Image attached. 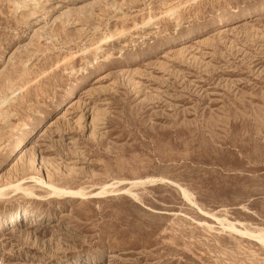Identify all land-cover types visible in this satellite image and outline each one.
I'll return each mask as SVG.
<instances>
[{
  "label": "rangeland",
  "instance_id": "374dc122",
  "mask_svg": "<svg viewBox=\"0 0 264 264\" xmlns=\"http://www.w3.org/2000/svg\"><path fill=\"white\" fill-rule=\"evenodd\" d=\"M263 10L0 0V264H264Z\"/></svg>",
  "mask_w": 264,
  "mask_h": 264
},
{
  "label": "bare ground",
  "instance_id": "6f19581e",
  "mask_svg": "<svg viewBox=\"0 0 264 264\" xmlns=\"http://www.w3.org/2000/svg\"><path fill=\"white\" fill-rule=\"evenodd\" d=\"M264 11V10H263ZM104 41V40H103ZM102 41V42H103ZM82 83H80V84H75V86L73 87V88H71L68 92H67V94L64 96V97H62V98H60V99H57V100H54L53 102H52V105L51 106H48L46 109H45V111H42V112H39V114H38V119L36 120V121H38V120H41V119H45V114L46 113H48V112H51L52 111V109L53 108H55L56 107V105L58 104V102H61V101H65V99L69 96V95H71V93L73 92V90L74 89H76V88H78V86L79 85H81ZM36 123V122H35ZM38 123V122H37ZM35 125V124H34ZM155 181H157V180H150V182H154L155 183ZM162 181V180H161ZM141 182V181H140ZM140 182H138V183H140ZM38 184V183H37ZM135 185L137 184V183H134ZM46 185H48V184H46ZM50 187V188H49ZM110 187H112V185H105V186H103L101 189H100V191L97 193L98 195H104V194H108V193H110L109 192V188ZM13 188L15 189V190H17V191H19V190H22L21 189V187H20V185H15V186H13ZM48 188H49V190L51 189L52 190V192H53V194H52V196L53 195H56V196H65V197H69V196H80V197H85V193L82 191V190H78V191H75V190H68V189H62V188H57V187H54V186H51V185H48ZM113 188V187H112ZM4 190H6V188H4L3 187V189L1 188L0 189V199L4 196V194H3V191ZM51 192V193H52ZM26 193V195H28V196H30V195H32V193L31 192H25ZM123 193H125V194H130V191L129 190H126V191H123ZM182 195L184 196V198H187L188 199V196H189V193L186 191V190H182ZM132 197H133V194H132ZM135 197V196H134ZM189 200V199H188ZM19 212L21 213L22 212V209L20 210L19 209ZM26 214H28V212L26 211L25 212ZM23 214V213H22ZM25 214V215H26ZM214 219V218H213ZM223 220V219H222ZM224 221V220H223ZM216 222H219V224L221 225V228H223L224 230H228V231H231V232H234V233H236V234H238V235H240V236H242V237H245V238H247V239H251V240H253V241H257L259 244H261V245H263L264 246V235H263V233H254V232H250V231H248V230H246V229H244V230H239V229H237L234 225H232V224H228L227 226H225L223 223H222V221H220V220H218L217 219V221ZM230 223H232V222H230ZM258 230V229H257Z\"/></svg>",
  "mask_w": 264,
  "mask_h": 264
}]
</instances>
